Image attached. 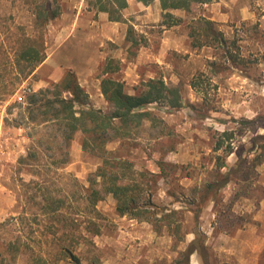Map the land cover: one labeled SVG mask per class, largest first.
Masks as SVG:
<instances>
[{
  "label": "rangeland",
  "instance_id": "rangeland-1",
  "mask_svg": "<svg viewBox=\"0 0 264 264\" xmlns=\"http://www.w3.org/2000/svg\"><path fill=\"white\" fill-rule=\"evenodd\" d=\"M127 1L124 20L114 25L96 0H57L63 12L38 30L37 0H0V264H62L55 256L61 245L75 247L84 261L98 255L103 264H172L194 228L211 264H264V0L173 10L179 21L172 26L163 25L159 0ZM207 21L227 45L207 36ZM67 40L76 56L96 65L84 87L96 109L112 110L100 91L109 63L110 76L129 93L153 78L180 90L181 108L151 105L154 118L140 133L105 147L109 159L133 162L128 181L140 185L142 197L152 195L158 210L177 212L171 229L157 233L147 222L119 216L111 195L98 203L99 218L82 216V187L92 185L102 159L84 151L77 134L64 164L60 138L20 120L30 94L73 71L56 62L74 55L62 46ZM32 43L44 61L31 72L21 53ZM241 163L229 184L201 201L210 183ZM90 219L99 235L86 230ZM82 236L94 246L82 244ZM191 264H199L196 255Z\"/></svg>",
  "mask_w": 264,
  "mask_h": 264
},
{
  "label": "trees",
  "instance_id": "trees-1",
  "mask_svg": "<svg viewBox=\"0 0 264 264\" xmlns=\"http://www.w3.org/2000/svg\"><path fill=\"white\" fill-rule=\"evenodd\" d=\"M155 0H138L145 6L151 5ZM163 11V25H177L179 19L171 11L183 10L190 12L194 5L209 4L217 0H159ZM98 11L108 13L109 20L122 22L123 16L121 10L128 8L127 0H96ZM34 25L41 30L57 19L63 12L62 6L57 0H37L34 7ZM208 26L205 33L220 44L227 45L223 33L216 31L212 27V21H207ZM133 27H129L127 39L131 41ZM21 57L31 66V72L37 65L44 61V55L37 44L28 45L21 53ZM235 61V60H234ZM111 63L104 69L105 78L101 81V91L106 102L111 107L110 112H104L94 108L89 103V95L80 85L77 75L73 71H66L63 78L58 83H51L50 87L39 92L30 94L25 101L26 107L20 120L27 124H33L36 127H46L55 133V137L60 138V150L65 157L64 164L70 161L69 147L77 134H82L81 146L84 151L90 152L102 159L94 173L92 185L82 187L85 191L80 200L82 201V216L87 213L95 214L99 218L96 207L102 201L105 195H111L116 201V213L119 216H128L131 219H137L152 225L154 231L160 233L163 228H172V218L177 213L175 210H162L152 200V195L144 198L140 193V185L130 184L128 179L130 170L133 169V162L125 159L113 161L107 157L105 149L108 143L130 138L140 133L144 122L151 120L153 112L149 107L155 103H163L170 108L178 109L183 106V100L178 87H169L161 79H149L134 89V93H129L123 82L110 76ZM154 118V117H153ZM23 123H18L22 126ZM227 134V133H225ZM221 146V145H220ZM220 146L218 149H220ZM264 150V145H262ZM232 152V151H230ZM221 167H225L222 164ZM162 171L164 167L161 166ZM242 163L233 167L226 177L217 183H210L205 188V196L221 189L229 184L241 171ZM100 182H99V181ZM99 185L101 188H97ZM139 191V192H137ZM62 206V205H61ZM60 206V207H61ZM60 207L53 209L56 213ZM195 220L198 218V212L194 213ZM90 234L99 235L100 227L96 221L90 219L89 226L85 227ZM181 230L178 223L173 226L172 234L175 235ZM193 240L187 248L181 252L180 257L172 264H191L194 255L197 256L199 264H211L209 261L208 248L201 238L199 231L194 228L192 231ZM84 245H93L94 243L88 236H82ZM58 260L62 264H103L98 255L90 257L84 261V257L76 254V248L69 245H61L55 252Z\"/></svg>",
  "mask_w": 264,
  "mask_h": 264
},
{
  "label": "crops",
  "instance_id": "crops-1",
  "mask_svg": "<svg viewBox=\"0 0 264 264\" xmlns=\"http://www.w3.org/2000/svg\"><path fill=\"white\" fill-rule=\"evenodd\" d=\"M137 4H139V6H140V4H142V3L138 2V0H137ZM143 6H145V5H143ZM110 23H112L114 25H117L118 24V22H114V21H110ZM72 41L73 40H70V41L67 40V41H65L66 43L64 42L62 44V46H68V47H70V49H73L74 48V52L73 51H70V53L72 55L73 54L74 55L72 57H68L64 61L60 60V61H56V62H57V64H59V67L60 68L68 69V70L72 69L73 71H75V74L77 75L78 81H79L80 85L83 88L85 86L89 87V80H88V78H89V75H91L92 72H93V70L96 68V65L94 63H90V59H88V58L85 60V58L82 59L81 57L76 56L75 55V52H76L75 51V45L72 43ZM71 43L73 45H71ZM65 54H67V52H65ZM97 61H98V56H97ZM82 79H84V80H82ZM100 87H101V85H100ZM100 91H101V89H100ZM101 97H102V100H103L102 102H104L105 104H107V102H106V100L104 98V95L102 94V91H101ZM137 238H139V237H137Z\"/></svg>",
  "mask_w": 264,
  "mask_h": 264
},
{
  "label": "built area",
  "instance_id": "built-area-1",
  "mask_svg": "<svg viewBox=\"0 0 264 264\" xmlns=\"http://www.w3.org/2000/svg\"><path fill=\"white\" fill-rule=\"evenodd\" d=\"M20 100H22L23 98L22 97H19Z\"/></svg>",
  "mask_w": 264,
  "mask_h": 264
}]
</instances>
